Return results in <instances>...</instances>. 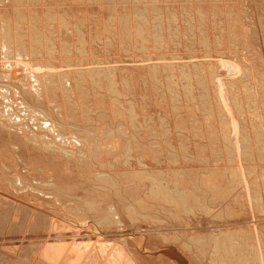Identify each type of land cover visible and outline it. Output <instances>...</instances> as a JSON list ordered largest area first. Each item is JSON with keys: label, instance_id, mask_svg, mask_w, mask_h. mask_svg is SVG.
I'll list each match as a JSON object with an SVG mask.
<instances>
[{"label": "rangeland", "instance_id": "rangeland-1", "mask_svg": "<svg viewBox=\"0 0 264 264\" xmlns=\"http://www.w3.org/2000/svg\"><path fill=\"white\" fill-rule=\"evenodd\" d=\"M4 4L0 5V8H3V6L6 8L7 6V9H9L12 18H10V22L13 24L14 21L15 23L12 28L14 33L16 21L12 12L15 11L13 9L18 4L12 0L5 1ZM20 6L23 8L24 27L27 29L24 33L27 34L29 31L30 34V26H33L30 21L35 22L36 19L34 25L40 33H38L40 38L37 39L40 42H38L39 61L52 62L53 69L57 71L68 69V66L72 69L81 68L86 70L81 73L87 81L92 79L91 72L88 71L89 68L95 69L99 66L100 68H107L103 69V72L106 70L105 73L100 72L101 69L96 72L98 77H95V79L99 80L96 81L100 82L99 85L95 82L96 84L93 83V86L91 82L87 86L89 89L93 87L91 91L100 95L99 97H102L104 102L102 105H105L100 107L102 109L96 108L95 125H88L91 129L93 126L96 129L98 128V130H94L92 136L104 135L105 133L108 136L111 133V141L110 139L109 141L112 147L108 146L109 152H111L108 153L107 151L106 154L105 148L104 159L108 160L112 158L111 156L116 155V158L121 162L125 146L123 150L122 146L118 144L119 134L125 132L128 135L133 134V137L136 135L140 138V143L147 148L144 149L150 151L151 147L154 150H160L159 153H161L164 164H156L149 154V156L143 155L140 164L137 161L138 153L133 150L134 157H130L131 168L129 166V169L137 172L147 169H169L171 165L169 163L174 160L176 164H173V167L176 170L181 168L196 170V172H193L196 174H193L192 170H189V172L195 176L194 178L197 175L198 178L200 177L199 179L202 178L197 185L198 191L195 187H190L194 179L189 172H183L185 175L180 177V179L182 178L180 183L182 181L181 184H184V186L178 184L180 187H185L184 182L187 181L186 183H188L189 181L186 186L190 185L188 189L193 190H190L189 193L193 195V198L198 199L194 198L196 202L199 201L200 206H202L201 200L204 199L203 201L210 208V212L209 215H206L207 218L198 223L192 220L193 227H187L184 224L183 226H174L175 228H172V230L175 233L182 231L178 235L179 240H176L177 242L166 240L168 243L166 244L165 240L159 239L158 236L146 234L145 232L140 233V231H135L130 226L125 228L127 235H124V237L128 238L127 240H115L112 237L108 239L94 224L97 218L96 215L88 213V218H84L81 214H77V211H70V207L64 206L61 208L62 206L51 203L48 205V196H44L46 197L44 199L40 196L38 198L29 189L21 192V190L12 189L7 183L13 175L18 174L20 177L24 176L22 178L28 184L32 181L35 182V179L40 181L43 174H45L43 178L49 176L48 179L61 174L60 176L66 177L71 185L77 184V186L88 187L91 183L83 177L87 170L86 167L83 168L80 163L75 161L78 164L73 161L67 163L69 160L65 157L45 153L40 149L37 150L41 155L39 153L37 155L25 153L26 151L18 155V153L12 151V147L8 148L9 145H13L15 140L10 136L0 135V159L2 161V164L0 163V179L2 180H0V255L4 264H179L177 258L166 253V250L171 247L182 258L183 264H220L218 260L215 263L210 262L212 261L209 257L210 254L208 256V253H198V245L192 241L190 243L189 240L196 230L201 229L203 226H205L202 228L203 230L209 228L210 224L208 225L207 222L212 223L213 221L215 224L219 221L222 222L220 216L222 218L226 217L225 222H222L221 227L220 222L215 227L219 228L217 229L220 230L218 233L222 232L224 243L229 240L228 245L232 242L234 247L235 245L237 247L240 240H252L248 227L250 219L243 212V205L239 204L241 203L240 200L244 202L246 190H248V196L250 197L248 199L252 216L254 215V225H257V230H263L262 233L264 234V229H262L264 226V0H123L122 2L121 0H23V3L18 5L19 9ZM32 10H36L35 12L38 13L33 20L30 15ZM75 27L80 29L83 36L79 37L78 33L75 34ZM25 36L29 40V35ZM49 42L53 44V48ZM0 57L2 58V56ZM22 61L28 66L36 60L32 56H27ZM14 65L17 74H20L23 71L21 65L17 64V61H14ZM154 67L155 70H152ZM137 69H140L139 72ZM68 70L71 71V69ZM149 72H152V74ZM108 75L107 79L106 76ZM134 78L137 80L142 79L139 85L142 86L143 84V87L146 85V88L149 89L146 90V88L138 86L140 80L137 83ZM110 79H113L114 82ZM127 80H129V83H127ZM146 81L147 83L144 85ZM107 83H110V87L113 84L112 87L115 88L111 87L110 89ZM114 83H116V86ZM135 85H137V88H135ZM99 86L103 89H99ZM138 87L140 88L139 91H137ZM144 89L149 94H145ZM130 90L132 93H130ZM223 90L225 92L217 97L216 91L222 92ZM91 91L89 92V103L93 104L95 94ZM157 91L159 95L163 94L164 100L162 102L154 100L158 96ZM137 92L139 94H136ZM144 94L148 98L153 96L149 99L154 100L151 101V107L149 106L147 111L145 110V98L147 99V97ZM3 105L5 107V104ZM115 106L120 112L114 108ZM110 107L112 108L110 109ZM173 109H176L177 113L176 110L172 111ZM112 110L119 113L112 114ZM145 112H148L154 118L156 125L151 126L152 128L146 129L145 127ZM192 113H194V116ZM176 115H179V119L182 116L184 122L179 121L177 124ZM130 121L142 126V129L138 128L140 129L139 133L136 132L137 130L133 131ZM194 126L199 127V134L195 133L194 129L196 128ZM71 128L73 129L72 126H69L70 131ZM74 129L77 128L74 127ZM192 129L193 132H190ZM145 130L149 131L146 132ZM136 136L128 138L134 141L137 138ZM183 141L188 149L184 150L181 147ZM198 147L203 152L201 156L198 154ZM112 151L116 154H113ZM109 154L110 156H107ZM256 156H258V159ZM9 157L13 159L11 160ZM187 157L190 161H187ZM8 159L13 164L7 170L2 165H7L5 161ZM184 161L185 164H183ZM121 163L118 164V171L124 170ZM238 163L241 165V171L239 170V172L243 171L242 175L245 177L246 184H243L238 176V169H236ZM41 171L42 173H40ZM174 172L176 173V171ZM219 172L221 175L223 174L222 177L224 176L225 179L224 177L222 179L226 180L228 184L224 185L226 191L224 187L220 189L218 183L214 181L215 177L213 175L220 174ZM188 179H192V181ZM29 180L32 181L29 182ZM128 181L123 184L121 191L110 193L114 203L119 204L121 197H127L129 201H139L138 198L134 199L133 196H128L130 190H137L139 196L145 194V190L138 186L137 180L130 179ZM246 186L247 188H245ZM129 187L131 188L129 189ZM203 189H205L203 191V193L206 192L205 194H202ZM211 189L214 190H212L213 193H210ZM217 189H220V192ZM229 190L231 192H228ZM222 192H225L224 196L220 195ZM226 192L229 193V196ZM79 195L82 198L85 197V194L83 196ZM252 198L253 200L256 199V205L252 204L251 206V203L255 202H252ZM228 205L229 207H227ZM238 205L242 206H240L242 210H239ZM54 206L56 207L54 208ZM254 206H257L259 210L257 211V207L255 209ZM224 208L227 211H232L233 216L229 213V216H227ZM230 208L234 210L238 208L239 211L237 209L235 211L229 210ZM157 209L160 210L159 207ZM253 209L263 214L256 213L252 211ZM197 212L190 213V215L194 218ZM224 212L226 213L223 214ZM242 213H244L243 216ZM222 214L226 216H222ZM211 215L214 218L215 215L219 218L217 220L216 218L210 219ZM235 215L240 216L242 219ZM160 216L162 217V215ZM180 222L182 221L180 220ZM181 242L190 243L188 251L181 247ZM197 243L199 244V241ZM233 244L230 246L233 247ZM247 251L249 250H244L243 255L246 259L243 263L240 260L238 261L237 256L233 254L237 258L236 264H249L245 263L247 260H251V255Z\"/></svg>", "mask_w": 264, "mask_h": 264}, {"label": "bare ground", "instance_id": "bare-ground-1", "mask_svg": "<svg viewBox=\"0 0 264 264\" xmlns=\"http://www.w3.org/2000/svg\"><path fill=\"white\" fill-rule=\"evenodd\" d=\"M5 1H8V0H0V3L4 4ZM12 1L18 5L23 3V0H12ZM122 1L123 0H121V2ZM2 4H0V5H2ZM6 5H7V3H6ZM18 5L16 6L15 9H13V10H15L14 12L11 11L12 13H14V17H15V21H16V25H15L16 28H14L15 29L14 33H13L12 28L14 26L13 24H15V23H14V21H13V24H12V22H10L11 17L9 14L10 11H9V9H7L8 5L6 6V8L4 6H3V8L2 7L0 8V56H2V58L0 57V135L10 136L15 140V142H13V145H9L8 148L12 147V149H13L12 151H14L15 153H18V155L23 154L24 151H26L25 153L28 152L29 154L32 153L33 155H37L38 153L40 154V152H38L37 149H40V150L45 151V153L47 152V153L55 154L57 156L65 157V159L69 160L68 162L66 160L67 163L72 162V161L80 163V165L83 168H85V167L87 168V170L84 173L86 175L84 176V174H83V177L87 178L90 181L91 185H89L88 187H83V185L77 186V184L71 185L69 183V180H67L66 177L60 176L61 174L58 176H55V178L51 177L49 179L47 178L49 176H46V178H43V177H45V174H43V177H40L41 178L40 181H38L37 179H35L37 182L36 181L34 182L31 180L32 183L34 182V185L32 183H30V184L26 183L22 178L24 176L20 177V176H18L19 174L13 175L10 178L11 180L9 179L8 182L7 181H4V182H7L12 187V189H17L18 191L21 190V192L27 191V189H29L32 193L35 194L34 196H37V197L40 196V198L42 197L43 199L46 198L44 196H48L49 197V201L47 202L48 205L51 203V204H54L57 206H62L61 208H63L64 206H66L67 208L70 207V209H69L70 211H72V210L75 212L77 211V214L78 213L81 214V216H83L84 218L87 217L88 213H90L91 215H96L97 218H96V220H95L96 222L94 224L99 228V231H101L104 236L108 237V239H109V237H112V239H115V240H127L128 238L126 239L124 237V235H127V232L125 233V231H126L125 228L130 226L135 231H140V233L145 232L146 234L149 233L151 235H156L159 237V239L165 240L166 244H168L167 241H172V240H173V242H177L176 240H179L178 235H179V233H182V231H179V233H175V231L172 230V228L178 227L180 225L183 226V224L187 227H190V226L193 227L192 226V220H194L198 223L201 220L207 218L206 215H209V212H210V208H208L207 204H205L203 201L204 199L201 200L202 206H200V203H198L199 201L196 202V200H198V199H196L194 197L196 199L195 200L193 198V195L189 193L190 190H192L191 188L188 189V187L190 185L186 186V184H188L189 181H188V183H186L187 181L184 180L185 181L184 182L185 187L179 186V184L183 183L182 181L180 183V180H182V178L180 179L181 176L185 175V173L189 172V170L190 171L192 170V173L194 171L196 172V170L189 169V168L187 170H184L182 168L179 170H176V168L174 169V167H173V164H176V163H174V160L169 163L172 165V167H171V165L169 166L170 167L169 169H162V170L161 169H157V170L147 169V170H144L142 172L130 170L129 169V166L131 165V163H130L131 158L130 157L133 156V153H132L133 150H136V152L138 153V156L137 155L136 156L139 159L137 157L136 158L140 164L142 161L141 158L143 159V157L148 155V154L150 155V158L152 159V161H154L158 165L164 164V161L162 160L161 153H159L160 150L158 151V149H156L157 150L156 151L151 147H150V151H148L149 149L146 150L147 148L144 146V144L140 143V141H139L140 138L138 136L135 135L137 138H135L133 141L132 139H130L128 137L134 138L135 136L133 137V134L132 135L129 134L130 135L129 136L125 132H124V134H119V137L117 138L118 144L120 146H122L121 148L123 150H124V146H125V151H123L124 154L122 153L123 156L121 158L122 163L116 158V155H113V154H116L115 152L113 153V151H112L113 156H111L112 158H109L108 160L104 159L103 154H104L105 148H106V152H105L106 154H107V151H108V153L111 152V151L109 152V149H108V146L112 147L110 145L111 144L110 143L111 133H110V135H108L109 137L107 136V133H105L104 135L92 136V134H94V130H98V128L96 129V128H94L95 126H93V128L91 129L90 126H88V125H90V124L93 125L95 123L94 122L95 121L94 115L96 112L95 111L96 108H100V107H103L105 105H102V104H104L103 98L99 97L100 95H98L97 93H94L91 91V89L93 87L89 89L87 86H89V84L91 82H92L93 86L96 83H98L97 85H99L100 82H96L99 80L95 79V77H98V74L96 72H97V70H100V69H101L100 72L101 71L103 72V69H107V68H104V67L100 68V66H99V68H95V69L89 68L88 71L91 72L90 75L92 76V79L87 81L86 78L82 77L83 73H81V72H84L86 70H83L81 68L72 69V67L68 66V69H71V71L68 69H59V71H57V70L53 69L54 65L52 62L48 61L45 63V62H42L41 60L39 61L38 60V57H39V53H38V46L39 45L38 44L40 42L37 41V39L40 37H38L39 32L36 30L37 27H35V25H34V23L36 24V19L34 20L35 22L30 21V23H33V26H30L31 29L29 28L30 34H29V31L27 33L29 35V40H28V38L25 36L27 34L24 33L25 31H27V29H25V27H24L25 26V19H24L25 16H24L23 8H21V6H20V9H19ZM50 7H52V6H50ZM104 10H106V9H104ZM35 11H33V10L31 11L33 15L30 13L32 20L34 18H36L37 14H38ZM110 11H112V10H110ZM29 25H31V24H29ZM126 29H127V27H126ZM75 31H76L75 34L78 33L77 35L79 37L83 36L78 27H75ZM81 40H82V38H81ZM29 41H30V45H29ZM82 42H83V40H82ZM49 43H50L51 47L53 48V44L51 42H49ZM50 45L48 44V46H50ZM52 48H51V50H52ZM47 50H49V49H47ZM64 50L66 51V49H64ZM61 52H63V51L61 50ZM49 53H48V55H49ZM29 55L34 57L36 61H33L32 65L28 64V66H26L27 64L25 65V63H23L22 60H24L25 57H27V56L30 57ZM14 61H17V64L21 65V67L23 69V71L20 74H17V71L14 69V66L16 65V64L14 65ZM136 67L138 68L139 66H136ZM150 67H152V66H150ZM155 67H154V69H152L153 67L151 69L155 70ZM138 70H140V69H137V71ZM105 71L103 73H105ZM149 73L152 74V72H149ZM106 77L108 79L109 75ZM137 79H135V80H137ZM111 80H113V79H110V81ZM139 80H137V83ZM141 80L139 81L138 86H141V85H139V84H141ZM127 81H125V82L129 83V80H127ZM113 82H114V80H113ZM146 83H147V81L144 83V85ZM114 84L116 86V83H114ZM112 85H111V87H112ZM135 86H136L135 88H137V85H135ZM95 87L98 88V86H96V85H95ZM109 87H110V85H109ZM109 87H107V88H109ZM111 87H110V89H111ZM131 87H133V86H131ZM141 87H143V84ZM100 88H101V86H99V89ZM112 88H115V87H112ZM143 88H146V85ZM101 89H103V88H101ZM110 89H109V91H110ZM133 89H132V91H133ZM139 89L140 88L138 87V90L137 89L136 90L139 91ZM147 89H149V88H146V90ZM153 89H154V87H153ZM146 90L144 89L145 94L146 93L149 94V92H146ZM90 91L93 94H95V96H96L95 97L92 95L95 98V101L92 102L94 105L89 103V98H90L89 92ZM132 91L130 90V93H132ZM155 91H156V89H155ZM170 91L172 92V89ZM207 91H208V89H207ZM122 92H123V90H122ZM141 92H142V89H141ZM216 92H217L216 94H218L217 97H220L221 93H224L225 90H223L222 92L221 91H216ZM126 93H128V92H126ZM153 93L156 94L155 92H153ZM136 94H139V92H137ZM145 94H144V96H145ZM157 94H158V91H157ZM141 95H139V96H141ZM162 96H163V94L162 95L158 94V96L156 98H154V100L156 99V102L158 100H159L158 102H160V101L162 102L164 100V98ZM145 97H147V99L145 98V110L147 111L149 109V106L152 104L151 101H154V100H150L153 96L149 97L150 99L148 98L147 95ZM206 97H208V96H206ZM3 104H5V107ZM142 105H144V104H142ZM161 105H162V103H161ZM117 106H119V105L117 104ZM111 108L112 107H110V109ZM114 108H116V106ZM100 109H102V108H100ZM116 109H114V110H116ZM104 110H105V107H104ZM114 110H112V114H117L116 112L119 111L118 109H117L118 111H116V112ZM175 110L176 109H173L172 111H175ZM176 113H177V110H176ZM110 114H111V111H110ZM170 114H171V111H170ZM192 114L194 116V113H192ZM102 117H104V116H102ZM176 117H177V119L176 118L175 119H176L177 124L179 121L181 123L184 122L182 116H181V119H179V115L178 116L176 115ZM153 119L154 118H152V116L150 114H148V112H145L144 120H145L146 129L152 128L151 126H153L154 124L156 125V123ZM160 121L162 122L161 119H160ZM195 123H196V121H195ZM198 123H200V122L198 121ZM130 124H131L133 131L137 130L136 132L139 133L140 129H138V128L142 129V126L139 124H136V122H134V121H130ZM179 125H180V123H179ZM69 126L73 127V129L71 128L72 129L71 131L69 130ZM74 127H76L77 129L75 130ZM192 128H193V126H192ZM210 128H212V127H210ZM230 128H231V126H230ZM101 130L104 132L106 131L105 129H101ZM194 130H195V133L196 132L198 133L199 127L197 126V128ZM147 131H149V130H147ZM106 132H108V131H106ZM190 132H193V129ZM109 139H110V141H109ZM226 139H228V138H226ZM116 142H117V140H116ZM119 142H121V143H119ZM242 142H244V141H242ZM245 142H247V141L245 140ZM232 144H234V143H232ZM262 144H263V142H262ZM5 146H7V145H5ZM169 146H170V144H169ZM186 146L187 145L183 141V144L181 147L185 150V149H188V146L187 147ZM199 147L197 148L198 154H199V156H201L203 152H202V150L200 151V148H202V147H200V148ZM115 148H118V147H115ZM121 148H120V150H122ZM144 148H146V149H144ZM169 148H172V147H169ZM246 148H248V147H246ZM26 149L29 151H27ZM113 149H111V150H113ZM139 149H141L142 151ZM138 150H139V152H138ZM248 150H250V149L248 148ZM140 151L142 152V154L140 153ZM263 151H264V149H263ZM196 154H197V152H196ZM236 154H238V153H236ZM244 154H245V152H244ZM257 155H258V153H257ZM25 156H26V154H25ZM107 156H110V154ZM169 156H171V155H169ZM258 156H256L257 159H258ZM236 157H237V155H236ZM0 158H1V154H0ZM4 158H5V156H4ZM24 158H26V157H24ZM261 158H262V155H261ZM132 159H134V158H132ZM187 159H188V157H187ZM218 160H220V159L218 158ZM261 160H263V159H261ZM0 161H1V159H0ZM187 161H190V160L188 159ZM13 162H15V161H13ZM0 163L2 164V161ZM6 163H7V165H4V166L2 165V167L4 169L10 168V165L12 166V164H13V163L11 164V161H9V159L7 161H5V164ZM74 163H72V164H74ZM78 163H75V164H78ZM119 163H121L123 165L124 170H122V171L117 170ZM187 163H189V162H187ZM15 164H16V162H15ZM183 164H185V161ZM26 166L28 167V165H26ZM158 167H160V166H158ZM130 168H131V166H130ZM240 168H241V165L238 163L236 169H238L239 175L238 174L237 175L239 176L241 182L243 184H246L245 177H244V175H242L243 171L239 172ZM35 170H36V167H35ZM174 171H176V173ZM250 171H252V170H250ZM32 172H34V171H32ZM183 172H185V173L183 174ZM40 173H42V171ZM192 173H190V176H193V175H191ZM215 173H216V171H215ZM20 174H22V173H20ZM193 174H196V173H193ZM50 175H51V173H50ZM216 175H217V177H216ZM216 175H213L215 177L214 181H216L219 185V188L222 189L224 187V185L227 184L226 180H224L225 177L223 176L224 179H222L223 174L221 175V173L220 174L217 173ZM64 176H65V173H64ZM194 177L195 176H193L194 182L192 183V185L190 187H195L196 191H198L197 185L202 180V178L199 179L200 177L198 178V175L196 176V178H194ZM36 178H38V177H36ZM24 179H26V178H24ZM130 179L138 181L137 182L138 186L141 187L143 190H145V194H143L145 196H143V195L139 196L140 194H139V192H137V190L136 191L130 190V195H128V196H130V197L133 196L134 199L138 198L139 201H137V200L129 201L127 199V197H121L120 196L121 197L120 203L119 204L114 203L112 197L110 196V193L112 191H116V193L119 192V190L121 191L123 184H125V182H129L128 180H130ZM188 180L192 181V179H188ZM31 181L29 180V182H31ZM234 181H233V183H234ZM181 185L184 186V184H181ZM203 185H205V184H203ZM253 187H255V186H253ZM130 188L131 187H129V189ZM245 188H247V186ZM220 189H217V191H219ZM228 189H230V188H228ZM251 189H253V188L251 187ZM204 190L205 189L202 190V194L206 193V192L203 193ZM212 190L213 189H211L210 190L211 192L210 191L209 192L213 193ZM226 190L227 189L225 188V191ZM228 192H231V191L229 190ZM228 192H226V194L229 196ZM224 193L225 192H222L220 195L224 196L225 195ZM252 193H253V191H252ZM252 193H250V194H252ZM79 194H81L82 196L85 194V197L82 198ZM124 194H128V193H124ZM254 194H256V193H254ZM220 195H218V196H220ZM248 195H249L248 190H246V196H245L246 198H245L244 202L240 200L241 203H239V204L243 205V207H244V208H242V209H244L243 212L250 219V223H249L248 227L250 230V234L252 236V240H243V241L240 240V241H238L237 247L235 245L236 248L234 247V244L231 241L230 242H231V244H233V247L230 246L231 244L228 245L229 240L226 241L227 243H224L223 242L224 239H222L223 236L221 234L222 232L218 233L220 230L218 231L217 229H219V228L215 227L216 225L218 226L219 222L221 223V224H219L221 227L222 222L226 219V217L222 218L221 216H220V220H223L222 222L217 221L218 223L215 224V222L212 221V223H213L212 224L209 221V223L207 222L208 225L210 224L208 226L209 228H206V229L204 228L205 230H203L202 228L205 227V226H203V227H201V229L195 231V233L193 234V237L191 235H189L190 237H192V238H190L189 242L192 241L196 245H198V247H197V249H199L198 253L199 252L201 254L208 253V256L210 254L209 257L212 260L210 262L215 263L216 260H218V262L220 264H236L235 261L240 260L243 263L244 259H246L243 255L244 250L248 249L250 252L249 251H247V252L251 255L250 256L251 260H249V261L247 260L245 263L264 264V240H263L264 234L262 233L263 230L261 231L258 229L259 231H261L259 233V231L257 230V227H256L257 225L256 226L254 225V222H255V221H253L254 215L252 216V213L250 210V202L248 199V197H249ZM221 196H220V198H221ZM225 198H227V197H225ZM239 198H241V197H239ZM234 199H238V198H234ZM243 199H244V197H243ZM255 200H253V198H252V202H254ZM210 202H211V200H210ZM231 204H233V203L231 202ZM252 204L256 205V201L254 203H251V206H252ZM197 205H199L200 207H198ZM233 206H235V205L233 204ZM238 206H239V210H240L241 205H238ZM257 206H258V202H257ZM55 207L56 206H54V208ZM158 207L160 210L157 209ZM227 207H229V205ZM227 207L225 206V208H227ZM254 207H252V208H254ZM256 207H255V209H256ZM258 207L256 209L257 211L259 210ZM236 209L238 210V208H236ZM255 209H253L252 211H255L256 213H260V212H257ZM229 210H234V209L230 208ZM51 211L53 212V210H51ZM225 211L227 212V214H226L227 216H229V214L232 215V211H227L226 209H225ZM261 211H263V210L261 209ZM193 212H197L194 218L190 215V213L192 214ZM226 212H224L223 214H225ZM244 213H242V216ZM223 214H222V216H226ZM238 214L241 215L240 212H238ZM260 214H257V215H260ZM157 215H159V216L162 215V217L161 216L159 217ZM235 216H238V215H235ZM238 217L240 219H242L240 216H238ZM244 217H245V215H244ZM215 218L217 220V218H219V217H217L215 215ZM215 218L212 215L210 216V219H215ZM227 218H230V217H227ZM230 219H232V218H230ZM180 220L182 222H180ZM77 221H79V220H77ZM188 221H190V222H188ZM263 221H264V219H263ZM226 222H227V220H226ZM256 224H258V223L256 222ZM260 224H261V222H260ZM197 229H198V227H197ZM262 229H264V226ZM192 233H190V234H192ZM227 233H228V231H227ZM248 234H249V232H248ZM199 236H200V238H199ZM113 237H115V238H113ZM200 239H202V240H200ZM193 240H196V241H193ZM218 240H221V241H218ZM231 240L235 241L233 239H231ZM197 241H199V244L197 243ZM189 242L188 243L181 242V244H182L181 247L184 249H187V251H188L189 245L191 243V242L190 243ZM172 249H174V248H172V247L169 248L170 251L166 250V253L177 258L178 260L177 259L176 260L179 261V264H183L182 258H180L179 254L176 253V251H174ZM209 251H211V252H209ZM231 252H233V253L231 254ZM233 254H235L238 259L235 258V256H233ZM238 254H240V255H238ZM250 261H251V263H250ZM0 264H4L3 260H1V255H0Z\"/></svg>", "mask_w": 264, "mask_h": 264}]
</instances>
